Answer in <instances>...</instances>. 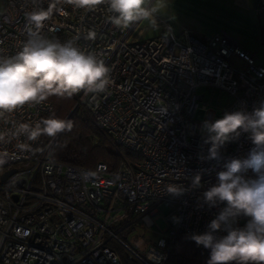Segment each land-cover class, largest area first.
I'll use <instances>...</instances> for the list:
<instances>
[{
    "label": "built area",
    "instance_id": "2783aa9c",
    "mask_svg": "<svg viewBox=\"0 0 264 264\" xmlns=\"http://www.w3.org/2000/svg\"><path fill=\"white\" fill-rule=\"evenodd\" d=\"M41 10H50L41 36L71 40L110 68L108 90L77 93L74 107L88 113L131 156L122 155L114 168L102 161L86 167L52 158L57 136L40 148L42 135L0 144L11 157L0 167V264H168L175 234H203L219 213V207L198 206V198L217 183L228 161L247 158L254 147L242 134L221 148L220 160H208L209 145L200 129L204 120H214L215 110L200 105L204 94L197 90L225 94L222 115L252 111L264 100V63L232 45L223 31L205 36L162 32L139 39L133 34L137 24L121 29L111 23L106 4L86 10L64 0H4L0 60L21 50L27 14ZM254 11L264 16V0H257ZM89 31L96 33L94 39L86 38ZM231 57L244 66L232 64ZM52 108L49 100L25 105L0 120V131L41 122ZM198 110L204 118L196 117ZM18 143L28 150L18 149ZM197 173L202 187L179 197L167 194L169 186L189 187ZM245 176L255 178L251 169ZM160 204L171 208L166 227L154 242L138 244L136 229L156 225ZM246 223L239 217L234 226Z\"/></svg>",
    "mask_w": 264,
    "mask_h": 264
},
{
    "label": "clouds",
    "instance_id": "9594fccd",
    "mask_svg": "<svg viewBox=\"0 0 264 264\" xmlns=\"http://www.w3.org/2000/svg\"><path fill=\"white\" fill-rule=\"evenodd\" d=\"M77 9L92 10L106 4L112 13L110 21L121 29H128L141 22L158 26L156 15L167 8V0H64ZM60 3V0H56ZM49 11L27 14V39L14 56L0 60V120L25 105L36 106L52 96L70 98L83 92L98 95L110 87V68L93 52H85L71 40L61 43L40 34ZM96 33L89 31L87 39ZM73 121L48 118L34 125L13 124L10 130L0 131V144L11 143L24 137L35 141L41 135L56 137L71 131ZM203 143L209 145L208 160H220V150L227 143L248 134L254 147L247 158L231 159L225 171L218 173L217 183L198 198V206L219 207V213L207 225L203 234H193L197 246L210 250L207 264H264V100L252 111L239 109L225 112L215 120H204L201 125ZM28 145L18 143L17 148L28 150ZM10 154L0 151V167ZM251 169L255 178H246ZM190 186H169L167 194L173 197L202 187L201 175L190 177ZM223 205V207H220ZM239 217H246L244 227H236ZM175 219V218H174ZM227 234L221 237L217 232Z\"/></svg>",
    "mask_w": 264,
    "mask_h": 264
},
{
    "label": "rangeland",
    "instance_id": "374dc122",
    "mask_svg": "<svg viewBox=\"0 0 264 264\" xmlns=\"http://www.w3.org/2000/svg\"><path fill=\"white\" fill-rule=\"evenodd\" d=\"M156 20L158 26L155 28L147 21L138 23L133 32L135 38H151L162 32H172L179 35L184 30L194 36L212 35L223 31L229 39L240 47H250L251 49L248 50L255 51L258 62H264V40H261L262 38L257 31V18L255 16L250 17V15L241 13L236 9L230 13L229 10L227 11L221 6H209L201 1L198 3L193 0V3H190V1L175 0L170 5L169 14L163 18L156 16ZM230 62L237 66H244V63L236 57H231ZM197 91L204 94L200 105L206 104L207 108L215 110L214 120L222 117L221 108L225 104L227 96L219 94L217 91H214L210 96V90L205 88ZM196 117L198 119L204 118L203 111L198 110ZM158 210L159 212L154 217L155 226L136 229L135 240L138 244L146 242L147 239L154 242L161 235V230L166 227L167 222L164 221V217L170 213L171 208L165 204H160Z\"/></svg>",
    "mask_w": 264,
    "mask_h": 264
},
{
    "label": "trees",
    "instance_id": "16d2710c",
    "mask_svg": "<svg viewBox=\"0 0 264 264\" xmlns=\"http://www.w3.org/2000/svg\"><path fill=\"white\" fill-rule=\"evenodd\" d=\"M47 100L52 102L53 108L43 120L53 117L65 119L75 105L73 96H52ZM69 120L73 121V128L57 136L51 153L53 159L86 167L102 161L109 168H114L122 155L131 156L129 151L115 144L81 107L76 108ZM50 139L42 135L37 148ZM209 256V249L197 246L191 235L178 231L170 247L168 264H207Z\"/></svg>",
    "mask_w": 264,
    "mask_h": 264
},
{
    "label": "crops",
    "instance_id": "0c3cea01",
    "mask_svg": "<svg viewBox=\"0 0 264 264\" xmlns=\"http://www.w3.org/2000/svg\"><path fill=\"white\" fill-rule=\"evenodd\" d=\"M175 0H167V8L162 9L160 13H158L156 16H161L162 18L169 14L170 5L173 4ZM186 2L190 1V3H193V0H184ZM198 3L203 2L205 4H208L209 6L218 7L221 6L225 10H229L230 13L234 11V9L240 11L241 13H246L247 15H250V17H256L257 18V31L259 32L261 36V40H264V16H259L255 14L254 6L257 2V0H196ZM4 6V0H0V12L3 9ZM186 31V30H184ZM172 33V32H171ZM229 38V37H228ZM144 39V38H139ZM261 40H258L262 42ZM230 43L232 45H238L233 40L229 39ZM239 46V45H238ZM243 49H251L250 47H241ZM250 51V50H249ZM254 54L255 51H252ZM264 63V62H262Z\"/></svg>",
    "mask_w": 264,
    "mask_h": 264
},
{
    "label": "water",
    "instance_id": "95a60500",
    "mask_svg": "<svg viewBox=\"0 0 264 264\" xmlns=\"http://www.w3.org/2000/svg\"><path fill=\"white\" fill-rule=\"evenodd\" d=\"M76 110V107H74L71 111H70V113L68 114V116L65 118V120H69V118L72 116V114H73V112ZM59 135V134H58ZM57 135V136H58ZM14 171V169H11V170H8V171H6L2 176H1V178L2 179H4L6 176H8L11 172H13Z\"/></svg>",
    "mask_w": 264,
    "mask_h": 264
}]
</instances>
